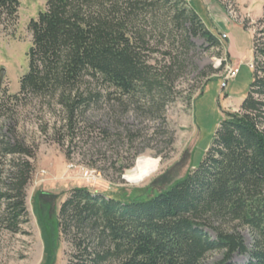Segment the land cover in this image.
Returning <instances> with one entry per match:
<instances>
[{"label":"trees","instance_id":"trees-1","mask_svg":"<svg viewBox=\"0 0 264 264\" xmlns=\"http://www.w3.org/2000/svg\"><path fill=\"white\" fill-rule=\"evenodd\" d=\"M19 8V0H0V25L14 23ZM29 31L28 72L17 94L2 97L0 118L16 125L17 106L48 98L63 109L70 133L107 100L166 121L193 39L224 47L189 0H47ZM159 43L167 50L153 63ZM253 51L249 93L183 178L147 199L86 187L67 193L57 226L68 264H203L215 252L222 253L216 264H237L236 254L247 257L242 264H264V6ZM35 157L36 148L0 134V252L6 236L32 235L27 188Z\"/></svg>","mask_w":264,"mask_h":264},{"label":"rangeland","instance_id":"rangeland-1","mask_svg":"<svg viewBox=\"0 0 264 264\" xmlns=\"http://www.w3.org/2000/svg\"><path fill=\"white\" fill-rule=\"evenodd\" d=\"M19 1L17 20L0 25V70H6L0 101L20 90L21 78L29 68V23L45 10L47 2ZM189 2L219 35L224 47L212 48L203 38L193 39L196 48L189 52L185 72L176 82L180 93L166 107V121L150 120L134 107L124 109L107 100L80 118L73 136L62 128L63 109L48 98L17 106L16 125L5 116L0 118V134L17 136L36 148V157L31 160L35 170L27 188L32 235L6 236L0 264H68L69 246L60 238L57 214L71 189L86 187L125 201L147 199L183 178L203 160L223 118L237 112L249 93L253 37L263 16L264 0ZM155 50L153 63L162 60L167 48L159 43ZM226 65L239 71L222 88ZM212 69L217 72L209 74ZM143 161L155 165L157 171L140 183L128 182ZM241 231L251 245L249 229ZM221 258V252L211 253L203 264H216ZM246 261L244 255L233 257L237 264Z\"/></svg>","mask_w":264,"mask_h":264},{"label":"bare ground","instance_id":"bare-ground-1","mask_svg":"<svg viewBox=\"0 0 264 264\" xmlns=\"http://www.w3.org/2000/svg\"><path fill=\"white\" fill-rule=\"evenodd\" d=\"M156 171L157 168L155 165L151 164L150 162L143 161L138 173L136 172L137 174L134 177H128L127 180L130 183H140L146 178L152 176Z\"/></svg>","mask_w":264,"mask_h":264},{"label":"built area","instance_id":"built-area-1","mask_svg":"<svg viewBox=\"0 0 264 264\" xmlns=\"http://www.w3.org/2000/svg\"><path fill=\"white\" fill-rule=\"evenodd\" d=\"M226 37V36H224ZM251 66L253 67L254 64L252 63ZM238 67H233V66H227L225 67V75H224V82L222 84V88L226 87L227 85V80L233 77H236L238 74Z\"/></svg>","mask_w":264,"mask_h":264},{"label":"water","instance_id":"water-1","mask_svg":"<svg viewBox=\"0 0 264 264\" xmlns=\"http://www.w3.org/2000/svg\"><path fill=\"white\" fill-rule=\"evenodd\" d=\"M5 74H6V70L4 68L1 69L0 70V90H1V87L4 81Z\"/></svg>","mask_w":264,"mask_h":264},{"label":"crops","instance_id":"crops-1","mask_svg":"<svg viewBox=\"0 0 264 264\" xmlns=\"http://www.w3.org/2000/svg\"><path fill=\"white\" fill-rule=\"evenodd\" d=\"M239 107H240V105H239Z\"/></svg>","mask_w":264,"mask_h":264}]
</instances>
